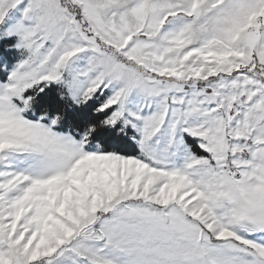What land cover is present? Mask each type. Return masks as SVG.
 Segmentation results:
<instances>
[{
	"label": "snow or ice",
	"instance_id": "snow-or-ice-1",
	"mask_svg": "<svg viewBox=\"0 0 264 264\" xmlns=\"http://www.w3.org/2000/svg\"><path fill=\"white\" fill-rule=\"evenodd\" d=\"M0 264H264V0H0Z\"/></svg>",
	"mask_w": 264,
	"mask_h": 264
}]
</instances>
